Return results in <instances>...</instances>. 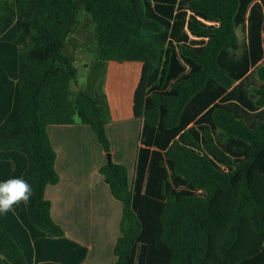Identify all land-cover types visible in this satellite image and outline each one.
<instances>
[{
  "label": "trees",
  "instance_id": "16d2710c",
  "mask_svg": "<svg viewBox=\"0 0 264 264\" xmlns=\"http://www.w3.org/2000/svg\"><path fill=\"white\" fill-rule=\"evenodd\" d=\"M240 4L189 0L188 7L198 16L220 25L191 18V31L210 39L202 52L188 44L181 51L201 68L176 80L168 93H149L152 66L159 67L164 54L155 34L164 24L147 14L145 0L1 3L0 181L23 177L34 194L27 207L21 203L0 214V264H79L87 256L88 247L54 220L46 196L47 186L61 179L49 125L89 124L107 154L113 151L106 92L73 88L79 72L74 37L87 19L94 25L96 59L144 63L135 115L145 120L147 131L157 130L163 137L165 159L160 165L169 161L195 190L170 193L167 199L143 192L145 172L151 173L143 168L136 192L129 165L108 160L100 172L124 203L114 264H137L141 244L147 247L145 264H264V121L252 127L224 104H216L207 114L218 133L203 128L204 143L185 122L187 109L210 80L225 88L235 83L221 55L241 47L236 26ZM258 74L264 82V63ZM176 76L165 64L157 85ZM255 93L257 108L264 107V86ZM229 135L251 143L247 157H236L222 146V138ZM150 154V149H141L140 162L147 164Z\"/></svg>",
  "mask_w": 264,
  "mask_h": 264
},
{
  "label": "crops",
  "instance_id": "0c3cea01",
  "mask_svg": "<svg viewBox=\"0 0 264 264\" xmlns=\"http://www.w3.org/2000/svg\"><path fill=\"white\" fill-rule=\"evenodd\" d=\"M3 1L0 0V5ZM188 1L145 0L150 16L166 22L162 32L155 34L164 54L158 69L153 72L155 67L152 66L149 93H168L176 80L188 78L201 68L200 64L185 57L181 51L182 45L188 44L202 52L210 39L191 31V18L201 17L188 7ZM201 19L211 25H220L218 21ZM236 26L240 49L235 52L228 50L221 55V64L235 78V83L225 88L217 80H210L193 102L197 103L198 110L193 112L189 107L186 111V117L189 116L185 119L188 123L186 128H193L194 135L201 143L205 141L203 128L218 133L211 114H207L216 104H224L252 127L264 121V107L257 108L255 103V89L264 86L258 74V67L264 63V0H241ZM93 63L94 66H106V77L100 88L107 94L112 117L107 125L112 157L117 162L129 165L135 191L140 186L143 168L151 170V173L145 172L143 192L167 199L170 193L180 195V192L193 191L194 188L173 170L169 161L165 160L164 167L160 165V161L165 159L166 148L161 145L163 137L157 130L147 131L145 120L135 115V92L144 63L98 59ZM165 64H169L170 71L176 72L177 76L167 84L158 86ZM183 131L177 133L175 138ZM49 133L57 150L56 166L61 175L58 183L49 184L46 188V196L53 204V218L64 227L70 238L88 247L87 256L79 264H114L117 260L115 246L122 234L124 203L114 196L110 184L100 172L109 160L108 154L89 124H51ZM222 140H225L222 143L225 149H232L235 145L236 149L228 152L236 157H247L251 152V145L231 136ZM141 149L151 150L147 164L140 162ZM196 191L201 195L206 194L203 189ZM141 248V264H145L147 247L139 246L138 258ZM138 258L137 264H140Z\"/></svg>",
  "mask_w": 264,
  "mask_h": 264
},
{
  "label": "rangeland",
  "instance_id": "374dc122",
  "mask_svg": "<svg viewBox=\"0 0 264 264\" xmlns=\"http://www.w3.org/2000/svg\"><path fill=\"white\" fill-rule=\"evenodd\" d=\"M9 2L13 5L14 0H9ZM147 14L150 15V11L147 10ZM182 17V15H181ZM165 25L166 22H163ZM93 23L90 19L86 20V24L84 26V29H81V31H78L75 34L74 40L78 44V51H77V65L79 68L78 72V78L73 83V88L75 91L85 88H100L102 84L104 83L105 77H106V66L97 65L94 66L93 61L95 62L96 56H95V48L97 46V42L93 38ZM150 34L151 32H147ZM231 52H235V50H231ZM155 69H158V66H155L153 72ZM197 97V96H196ZM197 103H192L190 107H192L193 112L198 110V107L196 105ZM235 139H238L240 141H243L244 143H247L251 145L247 140L236 137L234 135H229ZM235 146V145H234ZM232 146V149L228 150H235ZM230 148V146H229ZM250 152V151H249ZM239 157L241 155H238ZM192 187V186H191ZM143 247V246H142ZM142 248L140 250L139 254V263L141 264L142 259Z\"/></svg>",
  "mask_w": 264,
  "mask_h": 264
},
{
  "label": "clouds",
  "instance_id": "9594fccd",
  "mask_svg": "<svg viewBox=\"0 0 264 264\" xmlns=\"http://www.w3.org/2000/svg\"><path fill=\"white\" fill-rule=\"evenodd\" d=\"M33 194L31 184L23 177L0 181V214L14 211V206L21 203L27 207Z\"/></svg>",
  "mask_w": 264,
  "mask_h": 264
},
{
  "label": "water",
  "instance_id": "95a60500",
  "mask_svg": "<svg viewBox=\"0 0 264 264\" xmlns=\"http://www.w3.org/2000/svg\"><path fill=\"white\" fill-rule=\"evenodd\" d=\"M108 159H109V161H112L113 157H112L111 153L108 154Z\"/></svg>",
  "mask_w": 264,
  "mask_h": 264
}]
</instances>
